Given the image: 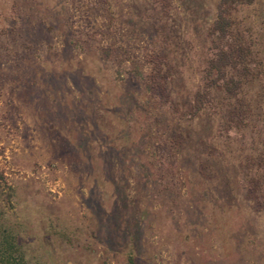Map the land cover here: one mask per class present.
<instances>
[{
  "label": "rangeland",
  "instance_id": "obj_1",
  "mask_svg": "<svg viewBox=\"0 0 264 264\" xmlns=\"http://www.w3.org/2000/svg\"><path fill=\"white\" fill-rule=\"evenodd\" d=\"M215 6L0 0L16 264H264V0L231 12L251 52L232 95L206 78Z\"/></svg>",
  "mask_w": 264,
  "mask_h": 264
},
{
  "label": "trees",
  "instance_id": "obj_2",
  "mask_svg": "<svg viewBox=\"0 0 264 264\" xmlns=\"http://www.w3.org/2000/svg\"><path fill=\"white\" fill-rule=\"evenodd\" d=\"M256 0H216L215 19L210 28L212 38V54L208 63V86L222 90L226 94H236L240 83L227 77V70L248 72L251 63L250 49L237 39V29L231 12L237 7L252 5ZM203 95L195 98V108L202 110L205 107ZM10 235L3 237L0 245L1 264H16L12 257L13 246Z\"/></svg>",
  "mask_w": 264,
  "mask_h": 264
}]
</instances>
